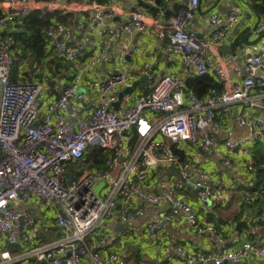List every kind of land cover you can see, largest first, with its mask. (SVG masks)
<instances>
[{
  "label": "built area",
  "instance_id": "1",
  "mask_svg": "<svg viewBox=\"0 0 264 264\" xmlns=\"http://www.w3.org/2000/svg\"><path fill=\"white\" fill-rule=\"evenodd\" d=\"M202 1L212 0H178L179 10L165 16L163 10L149 14L157 7L154 0H134L124 22L116 26L107 24L114 14L113 6L97 0H8L10 11L0 16V32L31 12L40 13L43 19L55 13L75 14L73 23L55 22L44 33L57 56L73 65L74 71L61 89L49 84V76L42 72L41 79L14 80L17 53L11 42H0V264L19 259H33L28 264H125L116 252L104 254L90 247L87 238L102 221L112 217L122 224L131 223L145 205L167 208L148 223V238L184 218L192 232L213 234L222 245L219 253L200 254L177 246L179 260L174 264H250L252 259L264 260V237L233 248L225 246L215 227L198 221L189 201L177 193L191 188L200 203L212 206L228 205L233 200V194L222 185L205 184L207 174L188 173L189 165L175 154L184 144L198 147L202 154L215 152L226 169L234 167V162L217 151L221 144L229 154L245 151L250 143L259 144L264 158V119L254 114L256 108L264 110V102L257 104L258 96L251 93L256 87L264 93V37L243 50L245 78L231 80L228 63L219 58L209 64L207 57L217 56L216 46L239 24L242 9L209 16L213 29L199 37L192 22ZM262 18L263 24L254 26L251 34L264 32V14ZM149 28L158 31L167 48L179 52L181 62L193 68V74L213 76L221 90H211L199 98L186 89L188 72L157 76L144 64L136 74L126 60L140 47L130 43V38ZM119 38V46L110 52L112 40ZM142 78L147 94L138 85L132 93L118 98ZM235 106L241 108L235 110V119L245 135L221 143L211 132L212 126L228 127L227 116ZM93 149L105 152L104 168L78 172V165ZM168 167L177 168L178 174L166 172ZM245 169L251 172L254 168L248 164ZM65 173L72 175L70 185ZM150 177L160 182L158 191L146 189ZM250 180L254 182L255 176ZM99 182L104 186L95 193ZM238 194L241 203L248 206L260 196L248 191ZM31 198L54 208L53 218L62 237L12 255L11 249L32 242V230L38 225L32 207L20 209ZM260 221L256 219V230L261 228ZM104 246L105 237H100L97 247Z\"/></svg>",
  "mask_w": 264,
  "mask_h": 264
},
{
  "label": "crops",
  "instance_id": "2",
  "mask_svg": "<svg viewBox=\"0 0 264 264\" xmlns=\"http://www.w3.org/2000/svg\"><path fill=\"white\" fill-rule=\"evenodd\" d=\"M80 1L83 2L85 0ZM101 1L103 5L113 6L114 14L107 20V24L116 26H120V24L124 22L130 5L134 2V0ZM246 4L247 3H244L242 0L202 1L192 22L193 30L201 37L211 33L213 27L208 24V17L213 14H225L229 9L237 7L242 9V13L247 11L251 14L250 19H245L242 17L243 14L241 13L239 24L216 46L215 53H217V56L210 55L207 57V62L209 64L214 63L219 58L228 63L229 77L231 80H242L245 78L246 72L239 46L243 43L246 34L250 32L256 24H258L257 26L263 24V18L260 16L258 17L250 11ZM175 7H181L178 0H165L164 4L157 6L153 10H149V14L154 15L157 14L158 10H163L165 16H169L167 15L168 13L171 14L177 10ZM9 11L8 0H0V16L5 15ZM55 22L56 21L52 22V24ZM6 31L8 33H13L12 37H3L0 42L9 41L12 44V38L23 30L15 23L10 28L6 29ZM257 37V35L251 34L248 40L253 41ZM45 41L46 46L44 55L38 60L32 58L29 50H26L24 55L16 51L17 60L13 66L12 78L14 80L19 79L27 82L34 81L36 79H41L42 72L49 76V84H55L61 89L63 85L71 79L74 66L60 59L54 52L52 44L46 38ZM121 41L122 38L113 39L109 51L114 52ZM130 43L138 44L140 47L138 53H136L133 58H127L126 60V63L136 74L142 71L144 64L148 65L147 71L157 76L165 74L181 76L186 72L189 74L193 73V68L181 62L179 52L166 47V40H161L159 38L156 29L149 28L148 31L143 34L139 33L132 36L130 38ZM246 47L250 46H245V48ZM27 51L30 52L29 56H26ZM102 69L103 72H106L105 68ZM137 82L138 84L136 87L140 85V89L144 92V79L142 78ZM251 93L252 95L258 96L256 97L257 104L260 105L264 102V93L257 87L254 88ZM235 110L239 112L241 108L239 106L233 107L232 113L227 116L230 121L228 127L222 129L216 125L212 126L211 132L221 143L225 140H236L245 135L244 128L240 127L236 122ZM254 114L264 119V110L261 108H256ZM260 146L262 147V145L250 143V147L245 151L229 154L222 144L219 145L217 151L232 158L234 167L231 169H226L222 166L221 160L215 152L202 154L198 147L190 144L183 145V149L180 151L182 153L181 158L177 155L180 162L189 165L188 173L190 175L196 172L205 173L208 175V178L204 180L205 184L212 186L222 185L233 194V200L230 204L221 205L217 203L215 206H212L209 202L200 203L191 188H184L177 192L180 196L189 201L198 221L211 224L215 227L217 234L222 237L227 247L233 248L243 241L264 237V223L262 221L264 217V189H262L264 158L258 152V147ZM257 158L262 159H260L262 163L259 166L256 165ZM83 163L90 166L85 162ZM248 164H252L254 168L253 171H246L245 167ZM169 168L170 167L167 169ZM166 172L176 175L169 170H166ZM253 176H255L257 181L251 182L250 179ZM159 185L160 182H158V180L154 177H150L146 189L158 191ZM102 188L103 187L100 189ZM240 191H248L250 193L258 192L260 196L252 205L248 206L241 203L238 194ZM134 203H137V201L134 200ZM27 207H32L35 210L38 225L32 230V242L27 246L14 249L16 251L15 253H12L11 250L10 252L12 255H19L29 249L30 246L48 245L54 240L62 237L61 230L55 225L53 218L54 208L51 205L40 202L37 198H31L26 204L21 205L20 209L24 210ZM166 211V207L145 205L142 214L128 224H122L118 221L117 217H112L109 220L102 221L96 229V232L87 238V242L90 247H95L96 250H100L104 254L109 253V251L116 252L125 264H174L179 260V257L175 254V248L177 246H182L186 251L195 254L208 252L219 253L222 245H220L215 236L210 233L196 234L192 232L184 218L162 227L155 233L153 239L148 238L146 232L148 223ZM256 219H261L258 223L261 228L258 230L254 228ZM239 222H245L247 228L240 227V229L237 230L236 224ZM100 237H105L104 247H97V241ZM2 251L3 248L0 246V253ZM30 261H33V259H19L13 264H28ZM236 264L245 263L238 262ZM250 264H264V260L252 259Z\"/></svg>",
  "mask_w": 264,
  "mask_h": 264
},
{
  "label": "trees",
  "instance_id": "3",
  "mask_svg": "<svg viewBox=\"0 0 264 264\" xmlns=\"http://www.w3.org/2000/svg\"><path fill=\"white\" fill-rule=\"evenodd\" d=\"M49 1V0H44ZM65 2L70 1H78V0H61ZM98 3H102L101 0H97ZM156 6H160L165 3V0H154ZM246 6L256 14L258 17H262L264 14V0H249ZM179 10L180 7H175ZM153 10V9H151ZM176 10V11H177ZM175 11V12H176ZM172 12V13H175ZM171 13V14H172ZM167 14V13H166ZM167 14V15H171ZM75 19V14L68 13L63 15L62 13L49 14L47 19H43L40 17V13L31 12L26 17L21 20H17L16 23L23 30L21 33L16 34L12 38V46H14V50L18 53L21 52L23 55L26 50L31 52L32 58L34 60H38L41 56L44 55V49L46 46L44 33L46 29L52 24V22H61L64 24L73 23ZM16 52V53H17ZM19 58V54H18ZM18 63V62H17ZM187 91L191 92L195 96L199 98L206 97L211 90L220 91L221 85L213 76H203L199 77L195 74H191L186 82ZM175 154L180 156L181 152L175 151ZM106 154L104 151L99 149H93L89 152L88 156L85 158V163L89 164L90 169H100L104 168L106 164ZM260 160L261 158H257ZM256 161V165L259 166L262 163V159L260 161ZM12 253L16 251L11 249Z\"/></svg>",
  "mask_w": 264,
  "mask_h": 264
},
{
  "label": "water",
  "instance_id": "4",
  "mask_svg": "<svg viewBox=\"0 0 264 264\" xmlns=\"http://www.w3.org/2000/svg\"><path fill=\"white\" fill-rule=\"evenodd\" d=\"M257 25H258V24H256L255 27H256ZM12 35H13V33H8L6 30H4V31H2V32L0 33V41H1V39H2L3 37L11 38ZM250 36H251V32H248V33L246 34L245 38H244L243 43L239 46V50L241 51V53H243V50L245 49V46H253V45H255V44H256L261 38H263V37H264V32H263L260 36H258L257 38H255L253 41L248 40ZM137 84H138V82H135L131 88H126L123 92H121V93L118 95V98L121 99V97H122L123 94H125V93H132L133 90L136 88V85H137ZM143 93H144V94H147L146 91H144ZM117 105H118L117 103L114 104V108H115V109L117 108ZM168 170H169L170 172L175 173L176 175L178 174V170H177L176 168H174V167H170ZM71 176H72L71 173H65V174H64V177L68 179V185L71 184V181H70ZM103 186H104V183H103V182H99V183L97 184V186L94 188V192H95V193H98L99 189H100L101 187H103ZM118 207H119V206H117L116 208H118ZM236 226H237V228H236L237 230H239L240 227L247 228V224H246L245 222H239L238 224H236Z\"/></svg>",
  "mask_w": 264,
  "mask_h": 264
},
{
  "label": "rangeland",
  "instance_id": "5",
  "mask_svg": "<svg viewBox=\"0 0 264 264\" xmlns=\"http://www.w3.org/2000/svg\"><path fill=\"white\" fill-rule=\"evenodd\" d=\"M242 14H243L242 17H244L245 19H250V17H251V14L249 12H247V11H244V13H242ZM258 152L261 154V152H262V147L261 146L258 147ZM74 167H75V165L73 166V168ZM68 169H71V168L69 167ZM86 169H90V167L88 165L84 164V163L78 165V172L84 171ZM163 185L166 186V187H169V183H163Z\"/></svg>",
  "mask_w": 264,
  "mask_h": 264
}]
</instances>
